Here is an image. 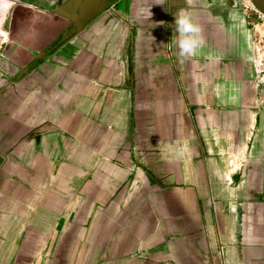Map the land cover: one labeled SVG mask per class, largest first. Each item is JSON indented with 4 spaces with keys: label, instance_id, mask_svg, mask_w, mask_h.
<instances>
[{
    "label": "crops",
    "instance_id": "obj_1",
    "mask_svg": "<svg viewBox=\"0 0 264 264\" xmlns=\"http://www.w3.org/2000/svg\"><path fill=\"white\" fill-rule=\"evenodd\" d=\"M0 264H264L261 15L0 0Z\"/></svg>",
    "mask_w": 264,
    "mask_h": 264
},
{
    "label": "clouds",
    "instance_id": "obj_2",
    "mask_svg": "<svg viewBox=\"0 0 264 264\" xmlns=\"http://www.w3.org/2000/svg\"><path fill=\"white\" fill-rule=\"evenodd\" d=\"M174 26L178 33L176 44L179 48V55L182 58L195 56L201 43L195 38V34L199 31L198 26L193 23L191 16L187 12H181L178 17H175Z\"/></svg>",
    "mask_w": 264,
    "mask_h": 264
},
{
    "label": "water",
    "instance_id": "obj_3",
    "mask_svg": "<svg viewBox=\"0 0 264 264\" xmlns=\"http://www.w3.org/2000/svg\"><path fill=\"white\" fill-rule=\"evenodd\" d=\"M253 5L264 15V0H250Z\"/></svg>",
    "mask_w": 264,
    "mask_h": 264
},
{
    "label": "built area",
    "instance_id": "obj_4",
    "mask_svg": "<svg viewBox=\"0 0 264 264\" xmlns=\"http://www.w3.org/2000/svg\"><path fill=\"white\" fill-rule=\"evenodd\" d=\"M244 2L247 4V2H249L250 3V7H252V9H254V11H256L258 14H262L251 2H250V0H244Z\"/></svg>",
    "mask_w": 264,
    "mask_h": 264
},
{
    "label": "rangeland",
    "instance_id": "obj_5",
    "mask_svg": "<svg viewBox=\"0 0 264 264\" xmlns=\"http://www.w3.org/2000/svg\"><path fill=\"white\" fill-rule=\"evenodd\" d=\"M251 2V1H250ZM252 3V2H251ZM253 4V3H252ZM248 7H250L251 5H250V3L249 2H247V4H246ZM261 12V11H260ZM262 13V12H261ZM261 17H262V21H264V15H263V13L261 14Z\"/></svg>",
    "mask_w": 264,
    "mask_h": 264
}]
</instances>
